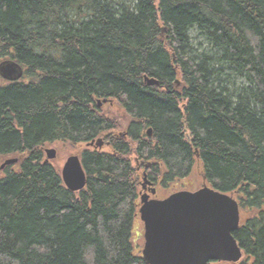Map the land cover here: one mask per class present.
Returning a JSON list of instances; mask_svg holds the SVG:
<instances>
[{
  "label": "trees",
  "instance_id": "obj_1",
  "mask_svg": "<svg viewBox=\"0 0 264 264\" xmlns=\"http://www.w3.org/2000/svg\"><path fill=\"white\" fill-rule=\"evenodd\" d=\"M8 59L24 74L0 75V166L18 159L0 169V264H148L136 160L163 189L196 171L236 196L241 264H264V0H0ZM53 144L87 145L83 190Z\"/></svg>",
  "mask_w": 264,
  "mask_h": 264
},
{
  "label": "water",
  "instance_id": "obj_2",
  "mask_svg": "<svg viewBox=\"0 0 264 264\" xmlns=\"http://www.w3.org/2000/svg\"><path fill=\"white\" fill-rule=\"evenodd\" d=\"M23 74V67L13 60L0 63V75L4 79L16 81ZM145 80L150 85L160 84L155 78L145 77ZM148 133L151 134L152 130L149 129ZM89 145L102 148L104 140L100 138ZM46 153V162L57 156L55 148L46 149ZM16 162L17 158L7 159L0 169ZM62 177L72 191L86 187L88 176L79 155L68 157L62 168ZM155 192L152 189V193ZM140 216L145 227L142 255L148 264L238 262L243 256L234 236L240 227V206L229 193L203 185L196 191L181 190L164 199H152L149 194H143Z\"/></svg>",
  "mask_w": 264,
  "mask_h": 264
},
{
  "label": "rangeland",
  "instance_id": "obj_3",
  "mask_svg": "<svg viewBox=\"0 0 264 264\" xmlns=\"http://www.w3.org/2000/svg\"><path fill=\"white\" fill-rule=\"evenodd\" d=\"M192 36H193V40H194L193 46L196 49L198 48L200 50V49L206 48L207 50H201V52L207 51L210 53V55L215 54L214 51H208L211 48L208 46L206 41H204V39L199 36L197 30H194L192 32ZM229 73H230V78H231V80L234 81V83H236V84L244 83L245 84L243 79L241 77H239L235 72H229ZM222 74H223V72H219L218 77L223 78L224 75H222ZM231 80L227 78L224 85L229 87L228 81H231ZM86 146L87 145H81L80 147H77V146H73L71 144H53L47 148L53 147L57 150V156L54 159H52L51 162L54 165H56L58 167V169L61 171L66 160H67V158L69 156L75 155V154L81 156V153ZM108 148H109L108 145L107 146L104 145L102 150L108 151L109 150ZM135 166H136L137 170L140 171L139 193H140V191L142 193V191H143L142 184H144V185L146 184L145 178L147 180H150V181H152V180H151V178H149L147 176V174L150 175L148 173V169L147 170L145 169V167L147 165L145 167H143V162H139L138 160H136ZM204 184H206V183L204 181H202L201 178L198 177V174L195 171L189 178L183 179L180 181H176L174 183V185L170 188L168 187V189H163V188H160L159 186H157L158 193H157L156 197L160 198V199H164V198L168 197L171 193L181 191V190L196 191V190L200 189ZM134 239H135V242H136L138 248L142 251L145 239H144V223L141 219H138V222L135 225ZM242 260H244V258Z\"/></svg>",
  "mask_w": 264,
  "mask_h": 264
},
{
  "label": "flooded vegetation",
  "instance_id": "obj_4",
  "mask_svg": "<svg viewBox=\"0 0 264 264\" xmlns=\"http://www.w3.org/2000/svg\"><path fill=\"white\" fill-rule=\"evenodd\" d=\"M146 165L147 166L145 167V169L147 170V169H149V167H151L152 163L151 162H148V164H146ZM147 176H148V174H147ZM145 180H146V178H145ZM151 180L152 181L147 180L145 185L142 184L143 191H142V193L140 191V197H142L143 194H149L151 196V198L160 199V198H157L156 195L158 193L157 186H159L160 188H162L161 187V184L158 183L157 181L153 180V179H151ZM152 189H155L156 192L155 193H152ZM241 261L242 260H240L238 262H231V261H211V264H241Z\"/></svg>",
  "mask_w": 264,
  "mask_h": 264
}]
</instances>
